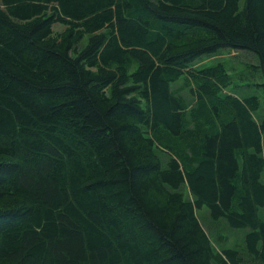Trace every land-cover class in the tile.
I'll return each mask as SVG.
<instances>
[{
	"label": "trees",
	"instance_id": "1",
	"mask_svg": "<svg viewBox=\"0 0 264 264\" xmlns=\"http://www.w3.org/2000/svg\"><path fill=\"white\" fill-rule=\"evenodd\" d=\"M262 108L264 0H0V264H264Z\"/></svg>",
	"mask_w": 264,
	"mask_h": 264
},
{
	"label": "rangeland",
	"instance_id": "2",
	"mask_svg": "<svg viewBox=\"0 0 264 264\" xmlns=\"http://www.w3.org/2000/svg\"><path fill=\"white\" fill-rule=\"evenodd\" d=\"M54 30L55 32H61L64 30V27L56 24L54 26ZM217 63L224 64L226 70L232 77V88L227 89V91H231L232 93L238 94L241 97L260 94L257 84L262 83V80L260 74L256 72L254 68L256 65H258V61L253 56L243 51L223 50L216 55L206 56L202 59H199L196 63H194L193 67L196 69H202L214 66ZM182 84L183 79H180L178 82L174 83L172 87L177 89ZM183 95L192 106L194 104V97L191 95L190 91L187 90L183 92ZM255 116L257 119L264 118V108L256 113ZM161 156L165 161L169 158L167 155H165V153H161ZM182 192L184 193L185 198L192 199L186 186L182 187ZM259 215L261 219L264 220V208L260 209ZM197 216L203 229L208 234L216 254H221L224 249L244 250V239L246 234L249 232L248 229L230 228L223 220L213 221L207 207L198 209ZM245 264L255 263L245 262Z\"/></svg>",
	"mask_w": 264,
	"mask_h": 264
}]
</instances>
